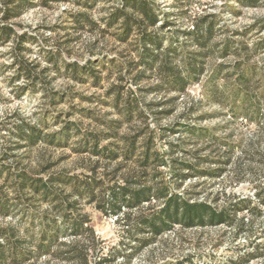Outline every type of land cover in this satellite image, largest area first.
<instances>
[{"label": "rangeland", "instance_id": "rangeland-1", "mask_svg": "<svg viewBox=\"0 0 264 264\" xmlns=\"http://www.w3.org/2000/svg\"><path fill=\"white\" fill-rule=\"evenodd\" d=\"M120 1L29 0L31 6L10 20L15 35L25 34L20 44L0 38V188L11 205L0 223L17 225L23 235L34 218L29 207L60 222L63 205L52 195L60 193L77 202L85 226L99 237L97 260L123 250V226L102 205L110 186L142 169L139 152L127 157L118 149L123 136L139 133L142 141L152 134L168 164L148 167L147 182L157 177L175 190L171 142L179 144L183 149L176 147L175 156L208 171L186 169L198 175L179 191L216 208L251 200L253 211L239 213L251 224L240 232L227 224L176 228L144 247L131 264H264V0L254 7L236 0H156L183 28H191L197 16L215 14V41L221 46L232 40L231 51L219 46L206 57L207 69L184 92L169 93L152 89L160 83L155 72L139 78L135 36L121 40L119 25L107 24ZM16 62L31 63L36 80L29 81ZM243 75L250 78L247 87L261 102V114L247 107L237 89ZM133 96L147 102L176 98L153 106L161 114L145 108V119L137 113L129 119L125 108ZM138 104L144 109L143 101ZM180 123L198 124L207 134L192 135ZM31 127L39 133L35 141L28 138ZM94 135L99 149L109 146L119 156L94 153ZM24 173L47 181L53 193L26 187L19 196L15 179ZM23 264L75 263L42 257Z\"/></svg>", "mask_w": 264, "mask_h": 264}, {"label": "trees", "instance_id": "trees-1", "mask_svg": "<svg viewBox=\"0 0 264 264\" xmlns=\"http://www.w3.org/2000/svg\"><path fill=\"white\" fill-rule=\"evenodd\" d=\"M263 0H236L238 5L254 7ZM31 6L29 0H4L0 7V38L3 42L13 38L15 45L20 44V39L25 35H15L11 18L20 15L23 10ZM80 22V18H77ZM85 21V19H84ZM86 21L87 20L86 18ZM90 22V21H89ZM161 22V23H160ZM119 25L121 40H127L135 36L134 49L137 54L139 78L145 76L148 71L160 77V83L153 86V90L159 92H184L190 83L198 80L201 73L207 69L205 59L219 48L215 41V29L217 16L205 14L197 16L191 28H183L163 12L156 0H121L108 16L107 24ZM185 37V38H184ZM232 40L227 38L221 49L225 54L232 49ZM218 47V48H217ZM17 49V47H16ZM135 62V61H134ZM26 72L29 81L34 82L31 63L16 62ZM76 68V65L73 64ZM222 65L218 68L221 70ZM217 72V67H213ZM138 78V79H139ZM250 78L245 75L237 80V89L243 93L247 107L252 108L258 114L262 113L261 102L256 94H251L247 87ZM138 84V82H136ZM254 93V92H253ZM129 100L125 108V115L131 119L135 113L144 117L147 108L155 115L161 114L162 110L152 108L161 107L172 102L167 101L147 102L144 99ZM172 99V100H171ZM145 106L139 108V103ZM154 106V107H153ZM169 113V110H164ZM145 119V117H144ZM146 121V120H144ZM190 134L203 136L206 129L198 124H182ZM28 138L35 141L39 133L30 128ZM165 135V134H164ZM93 142V152L105 154L108 158L115 159L119 156L117 149L113 150L105 146L99 149L96 135ZM140 134L123 136L124 145L118 146L122 155L132 157L139 152L137 158L142 168L137 174L125 177L121 184L110 186L107 197L103 202V209L109 212L116 221L123 226L124 235L121 240L123 250H117L111 256H101L97 260L99 237L90 226L87 216L78 212L77 202L72 201L67 195L53 193L50 184L41 178H33L27 174H19L15 179L17 194L22 196L26 187H31L35 192L43 190L44 195L51 193L59 199L62 206L63 219L57 222L54 216L48 212H37L32 207L27 210L33 213V220L21 235L17 225L0 223V264H23L29 260H37L42 257L68 260L75 264H131V258L135 257L144 247L156 242L165 234L179 229L205 228L227 224L236 228L237 232L247 228L251 222H247L239 213L244 210L253 211L248 199L239 202H230L223 208H216L206 201L194 200L184 192L179 191L183 182L197 174L186 172V169L198 171L194 163L188 162L183 156H175L176 147L179 144L171 142L174 148L171 150V181H174L173 190L163 180L152 178L150 183L145 180L146 169L151 166L166 165L161 153L154 148L153 135L146 136L140 141ZM181 149H183L181 147ZM104 151V152H103ZM212 175L215 172H209ZM218 174V173H217ZM157 176V175H155ZM10 202L0 188V214L10 213ZM75 211L74 217H70V211ZM36 218L38 220H36ZM68 236L69 240H62ZM129 250V252H128ZM121 259V261L119 260ZM119 262L117 263V261Z\"/></svg>", "mask_w": 264, "mask_h": 264}]
</instances>
